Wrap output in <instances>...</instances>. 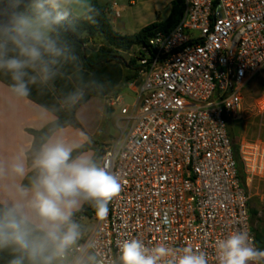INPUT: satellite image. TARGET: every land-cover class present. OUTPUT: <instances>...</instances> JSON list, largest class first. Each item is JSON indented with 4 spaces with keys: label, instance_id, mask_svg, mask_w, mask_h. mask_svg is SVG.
<instances>
[{
    "label": "built area",
    "instance_id": "obj_1",
    "mask_svg": "<svg viewBox=\"0 0 264 264\" xmlns=\"http://www.w3.org/2000/svg\"><path fill=\"white\" fill-rule=\"evenodd\" d=\"M138 78L131 102L119 107L121 137L101 165L118 175L120 193L106 219L95 221L67 264L83 253L112 264L116 246L140 239L147 247L191 246L216 264L215 241L232 231L252 234L247 183L264 179V95L254 105L263 134L238 145L230 122H242L245 90L264 82V0H185L182 20L127 54ZM91 245V246H89Z\"/></svg>",
    "mask_w": 264,
    "mask_h": 264
},
{
    "label": "clouds",
    "instance_id": "obj_2",
    "mask_svg": "<svg viewBox=\"0 0 264 264\" xmlns=\"http://www.w3.org/2000/svg\"><path fill=\"white\" fill-rule=\"evenodd\" d=\"M22 3L8 0L7 20L0 22V72L10 76L9 90L18 98L30 95V85L54 79L62 61L76 59L60 39L70 0H31L21 9ZM89 11L98 14L94 6ZM87 19L94 22L92 15ZM79 95L68 99L75 102ZM77 147L60 137L42 143L32 157L35 175L30 183L14 185L12 202L0 207V250L14 253L10 264H67L83 236L75 212L88 203L98 220L107 218L111 200L120 193V179L89 153L73 156ZM7 171L22 179L28 169L16 157ZM215 258L216 264H264V249L251 233L232 231L215 241ZM72 264H97V259L82 252ZM112 264H209V258L191 246L149 248L134 238L116 246Z\"/></svg>",
    "mask_w": 264,
    "mask_h": 264
},
{
    "label": "trees",
    "instance_id": "obj_3",
    "mask_svg": "<svg viewBox=\"0 0 264 264\" xmlns=\"http://www.w3.org/2000/svg\"><path fill=\"white\" fill-rule=\"evenodd\" d=\"M30 0H23V3ZM98 14L88 12L81 17L75 16L70 9L66 21L60 29V39L66 43L75 60L62 61L57 65V75L46 84L30 85V95L26 98L42 106L56 116V120L41 130L29 129L34 137L31 150L28 153V164L31 166L32 157L42 143L51 138L57 131L72 127L81 129L76 114L77 111L92 98L104 99L115 94L117 89L125 82L130 83L138 78L137 61L127 62L126 55L137 45L145 44L158 32H169L176 28L183 18L185 0H175L171 13L166 21L153 23L133 35H122L115 31L107 8L94 2ZM8 8V0H0V22H6L4 13ZM92 15L94 22L87 19ZM101 40L97 45L91 42ZM0 81L6 85L12 83L10 76L0 72ZM80 94L72 102L68 98L71 94ZM233 123V122H230ZM232 139V135L230 132ZM239 170L242 173V164L239 160L238 146L232 139ZM87 145L73 152V156L83 152ZM104 153L99 152L94 158L98 163ZM35 173L32 175V177ZM31 177V178H32ZM3 205L0 204V207ZM85 215L92 218L95 215L90 204L85 203L83 209L74 214V217ZM14 258L11 249L0 250V264H10Z\"/></svg>",
    "mask_w": 264,
    "mask_h": 264
},
{
    "label": "crops",
    "instance_id": "obj_4",
    "mask_svg": "<svg viewBox=\"0 0 264 264\" xmlns=\"http://www.w3.org/2000/svg\"><path fill=\"white\" fill-rule=\"evenodd\" d=\"M174 1L168 0L161 5L160 0H70L66 8L75 16L81 17L89 12V7L94 2H98L107 8L115 31L122 35H133L153 23L166 21ZM93 44L92 41L91 45ZM125 89L131 92L130 98L135 96L136 89L129 88L125 82L112 95H124ZM76 116L82 125L81 129L64 128L52 137H60L69 144L78 145L75 151L87 145L80 153H89L93 158L99 152L104 153L114 141L105 126L114 119L117 123L121 118L119 107H110L106 98H92L77 111ZM55 120L53 113L28 98L16 97L10 92L9 86L0 81V167L4 169L0 172V204L3 206L12 202L15 195L13 186L28 185L35 173L28 164V153L34 142V137L28 130H41ZM16 157L22 158L28 169L22 179L12 177L7 171L8 165ZM247 189L251 198L249 208L253 231L258 247L264 249V179L247 183ZM84 205L85 203L76 212Z\"/></svg>",
    "mask_w": 264,
    "mask_h": 264
},
{
    "label": "rangeland",
    "instance_id": "obj_5",
    "mask_svg": "<svg viewBox=\"0 0 264 264\" xmlns=\"http://www.w3.org/2000/svg\"><path fill=\"white\" fill-rule=\"evenodd\" d=\"M161 5L162 2H168V0H160ZM31 3V0L25 3L21 4V9L26 8ZM102 41L97 40L94 43L99 45ZM127 62H130L131 60H135V58H131L130 56L126 55ZM124 96L126 97L127 102H131L130 94L131 92L128 89H125ZM127 95V96H126ZM264 95V82L262 79H256L253 81L251 85L247 87L244 93L245 97V112L243 115V121L242 122H235L229 124V130L232 135V139L235 142V145H239L242 141H253L257 140L259 136L263 134L260 124H262V120L259 118L257 112L255 111L254 105L255 102ZM116 119L112 122H108L105 126L106 130L110 132L113 138V143L116 144L120 137H121V131L117 127V123L115 122ZM250 204V203H249ZM84 207V206H83ZM82 207V209H83ZM80 209V211L82 210ZM251 215V213H250ZM81 227L90 232L93 230L95 226V221L92 222L89 219H85L80 223ZM251 226L253 228V219L251 218Z\"/></svg>",
    "mask_w": 264,
    "mask_h": 264
}]
</instances>
